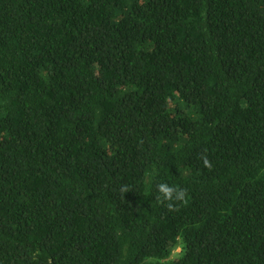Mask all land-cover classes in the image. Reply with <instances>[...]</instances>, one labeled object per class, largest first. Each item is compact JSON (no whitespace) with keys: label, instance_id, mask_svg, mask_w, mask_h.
Returning a JSON list of instances; mask_svg holds the SVG:
<instances>
[{"label":"trees","instance_id":"16d2710c","mask_svg":"<svg viewBox=\"0 0 264 264\" xmlns=\"http://www.w3.org/2000/svg\"><path fill=\"white\" fill-rule=\"evenodd\" d=\"M0 264H264V0H0Z\"/></svg>","mask_w":264,"mask_h":264},{"label":"clouds","instance_id":"9594fccd","mask_svg":"<svg viewBox=\"0 0 264 264\" xmlns=\"http://www.w3.org/2000/svg\"><path fill=\"white\" fill-rule=\"evenodd\" d=\"M204 161L205 167H211V162L205 158L202 157ZM158 191L161 194L160 197H157L158 202L164 203L168 202L166 206L169 210H176V207H174V202L177 204L179 202H186L188 193L186 189L183 188H177L176 186L169 185L167 183H161L158 185Z\"/></svg>","mask_w":264,"mask_h":264},{"label":"rangeland","instance_id":"374dc122","mask_svg":"<svg viewBox=\"0 0 264 264\" xmlns=\"http://www.w3.org/2000/svg\"><path fill=\"white\" fill-rule=\"evenodd\" d=\"M179 250V248L177 247L176 249H175V252H177Z\"/></svg>","mask_w":264,"mask_h":264}]
</instances>
